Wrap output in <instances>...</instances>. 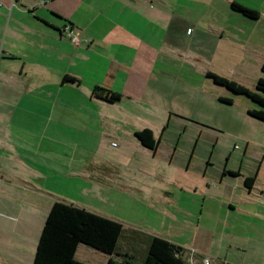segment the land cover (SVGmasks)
Instances as JSON below:
<instances>
[{"label": "rangeland", "instance_id": "374dc122", "mask_svg": "<svg viewBox=\"0 0 264 264\" xmlns=\"http://www.w3.org/2000/svg\"><path fill=\"white\" fill-rule=\"evenodd\" d=\"M97 1L109 5L112 0ZM231 1L258 11L259 17L248 18L232 10ZM169 4L183 12V29L171 25L164 43L160 44L159 32L152 24V30L156 31L150 38L151 47L139 48L136 54H132L144 62L134 72L151 70L157 73V67L161 66L169 74L161 91L154 89L143 97L156 98L158 104L144 106L138 102L133 113L125 114L122 110L126 109L122 105L134 102L127 96H121L118 107L104 106L103 109L88 111L84 119L96 124L99 132L93 129L82 145L83 138L77 128L80 121L85 120L81 112L73 109L70 114L75 122L73 128L66 129L65 135L77 142V148L83 153H75L76 149L73 154L66 153L67 147L63 145L61 135L57 136L60 141L47 143L46 151L53 152L49 158L50 169L57 170V179H52L54 184L51 187L57 190L61 201L80 207L89 206L93 212L103 216L108 214L122 223L124 230L120 245L134 249V264H141L145 237L153 232L174 243L214 254L216 261L228 259L234 264H264V224L254 218L256 215L264 216V208L257 205L264 199V160H261L264 157V121L247 113L248 109L257 108L248 96L231 92L209 76L212 72L246 84L262 76L254 45H258V56H262L264 0H169ZM59 21L69 23L64 17ZM105 24L109 25L107 21ZM187 26L189 30L186 32ZM149 34L144 32L146 38ZM74 61L73 69H81V62ZM57 67L60 68L59 62ZM120 70L124 72L125 68L120 66ZM145 125L152 126L155 138L160 140L156 154L142 147L132 132ZM99 136L110 138L107 141L99 139ZM45 143L42 142L43 145ZM113 147L116 148L115 153ZM98 154L114 160L119 167L111 165L110 171H101L102 166L97 164L105 165L106 160ZM69 156L73 158L71 162L68 161ZM224 166L233 169L241 166L244 177L247 174L255 177L254 171L260 168L251 193L256 196L245 195L250 207L243 204L245 199L242 197L239 199L241 204L234 201L238 209L230 212V218L238 221L236 224L240 229H249L247 239L241 236V240L239 234H235L233 240V244L246 242L248 247L244 252L228 250L232 242V227L230 221L226 224L221 221L225 212L228 213L227 205L213 193H199L207 187V180H211ZM81 169L94 182L100 177L118 176L117 202L112 205L102 200V192L92 183L87 190L88 184L80 177ZM244 177L241 178V187ZM204 180L206 183L203 185ZM226 180L228 183L234 181L233 178ZM186 183H194L200 191L189 193L183 190L181 187ZM240 208H251L254 213L245 214L240 212ZM133 230L136 232L132 233ZM78 256L89 264H100L106 258L104 253L88 247L79 248Z\"/></svg>", "mask_w": 264, "mask_h": 264}, {"label": "crops", "instance_id": "0c3cea01", "mask_svg": "<svg viewBox=\"0 0 264 264\" xmlns=\"http://www.w3.org/2000/svg\"><path fill=\"white\" fill-rule=\"evenodd\" d=\"M63 17L73 26L79 38L78 44H74L62 32L65 23L59 20ZM99 19H102L101 23ZM152 24L158 31L152 30ZM184 24L183 12L175 10L169 0H112L109 5L97 0H0V264H32L47 213L54 201L61 200L57 190L51 187L54 184L52 179H57V170L50 169L49 158L53 152L46 151L49 146L47 143L56 142L59 140L57 136L61 135L63 145L67 147L66 153L68 151L73 154L74 149L78 150L75 153L82 152L77 148L78 143L67 139L65 135L66 129L73 128L75 122V119L72 121L70 112H73V109L77 113L81 112L82 119L86 121H80L77 128L83 138L82 145L84 138L90 136L92 131L99 132L96 124L84 119L88 111L103 109L104 106L118 107L121 104L118 103L120 100L110 104L96 99L91 95L93 86L118 92L134 102L122 105L126 109L122 110L125 114L133 113L138 102L144 106H156L159 102L156 98L143 97L154 89L161 91L169 74L161 66L157 67V73L151 70L134 72V69L141 68L144 62L132 54H136L139 48L151 47L150 38L153 31L159 32L157 37L160 44H163L171 25L183 29ZM188 30L187 26L186 32ZM147 31L150 33L149 38L144 35ZM254 46L257 52L255 56L261 63L264 54L258 56L259 47ZM74 59L81 62V69H73L76 65ZM58 62L60 68L57 67ZM120 66L125 68L124 72L120 70ZM64 76L73 77L76 81L62 82ZM259 77L251 84L237 83L252 91ZM79 93L83 96L80 97ZM143 128L151 129L155 137L154 129L149 125L135 128L132 132ZM106 137L99 136V139L108 141L110 136ZM43 141H46L44 145ZM158 148L159 144L153 154L157 153ZM115 150L113 147V153ZM99 156L106 160L105 165L97 164L102 166L101 171H110L111 165L119 167L114 160ZM72 160L69 156L68 161ZM261 160H264V157ZM85 170L88 171L86 163ZM259 173L260 168L254 171L256 178ZM244 175L241 166L237 169L224 166L211 180H207V187L203 188V191L198 190L194 183H186V186L181 187L189 193H213L227 205L228 213L225 212L221 221L225 224L230 221L229 225L232 227V242L228 250L243 252L248 247L246 242L233 244V240L235 234L247 239L249 229H240L236 224L238 221L230 218V212L238 209L235 200L239 203V199L243 197V204L250 207L251 204L245 195L256 196L251 194L255 189V181L251 187H241V178ZM80 177L88 184L87 190L90 183L100 189L102 200L114 205L119 199L118 176L100 177L97 183L82 170ZM226 178H233L234 181L228 183ZM204 183L205 180L203 185ZM237 192L240 194L236 195ZM105 193L107 195H104ZM242 193L244 196H241ZM257 205L264 208V199L257 202ZM82 207L94 211L89 206ZM240 212L253 214L254 210L240 208ZM105 216L113 219L108 214ZM254 218L264 224V216L256 215ZM242 237L239 239L243 240ZM145 246L146 240L144 249ZM181 246L186 250L195 249L199 257L211 258V264H234L228 259L216 261L215 255L208 254L207 251ZM78 250L76 258L86 262L87 260L79 258ZM107 258L108 256L104 260Z\"/></svg>", "mask_w": 264, "mask_h": 264}, {"label": "trees", "instance_id": "16d2710c", "mask_svg": "<svg viewBox=\"0 0 264 264\" xmlns=\"http://www.w3.org/2000/svg\"><path fill=\"white\" fill-rule=\"evenodd\" d=\"M230 8L248 18L256 19L259 15L256 10L247 8L236 1L230 2ZM64 26L62 32H64ZM68 26L74 30L71 24ZM259 69L262 76L256 80L252 91L218 74L211 72L209 76L214 82L231 92L248 96L257 104V108L248 109L247 113L264 121V59ZM74 81L76 79L70 76L62 78V82ZM91 95L110 104L118 102L121 98L120 93L100 86H93ZM134 136L152 153L156 151L159 139L153 136L151 129L136 130ZM230 174L236 175L237 172H230ZM254 181V176H246L243 183L246 187H251ZM123 230V224L117 220L73 203L56 200L51 205L42 225L32 264H89L76 258V252L81 246L93 248L104 253L105 257L108 256L101 264H134V249L130 250L129 247L120 245ZM135 230L132 233L136 232ZM145 240V254L141 264H185L183 257L185 247L156 235L149 234Z\"/></svg>", "mask_w": 264, "mask_h": 264}, {"label": "built area", "instance_id": "2783aa9c", "mask_svg": "<svg viewBox=\"0 0 264 264\" xmlns=\"http://www.w3.org/2000/svg\"><path fill=\"white\" fill-rule=\"evenodd\" d=\"M64 33L69 37L74 44L79 43L77 34L68 25L64 26ZM185 264H211V258L207 256L199 257L195 249H188L184 253ZM199 257V258H197Z\"/></svg>", "mask_w": 264, "mask_h": 264}]
</instances>
